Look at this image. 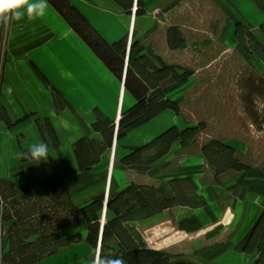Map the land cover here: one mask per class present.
Instances as JSON below:
<instances>
[{"label":"crops","instance_id":"obj_1","mask_svg":"<svg viewBox=\"0 0 264 264\" xmlns=\"http://www.w3.org/2000/svg\"><path fill=\"white\" fill-rule=\"evenodd\" d=\"M119 1L125 7L47 0L39 18L0 22V206L62 187L77 214L59 232L66 244L30 264L124 260L127 235L170 264H264V170L240 165L249 147L238 139L221 142L232 161L215 163L176 100L202 74L222 83L238 65L232 57L247 52L240 28L264 49V0ZM65 9L106 47H124L121 74ZM217 44L219 54L198 66ZM176 77L186 85L174 88ZM165 84L173 103L131 127ZM38 142L50 157L37 166L25 153ZM15 220L0 219V264L13 251Z\"/></svg>","mask_w":264,"mask_h":264},{"label":"rangeland","instance_id":"obj_2","mask_svg":"<svg viewBox=\"0 0 264 264\" xmlns=\"http://www.w3.org/2000/svg\"><path fill=\"white\" fill-rule=\"evenodd\" d=\"M124 1L127 2V0ZM65 10L66 14L76 21V25L84 32L87 40L104 56L110 66L121 74L124 66L122 58L124 47H106L84 24L71 15L72 12L69 9ZM210 23V21L207 22L208 27ZM240 34V42L247 52L242 51L238 53V56L232 57L238 61V65L224 69L222 83L219 79L217 82L212 81L206 72L202 74L204 76L198 82L194 81L192 84L186 85L188 79L182 84V78L176 77L175 80H172L171 85H178V88L186 85L184 87L186 90L185 99L179 97L176 100L188 118L201 127L205 139L212 147L208 152L215 163L221 165L232 161L233 157L228 152L223 160L219 157L221 145L231 144L232 139H238L249 147L248 155L241 156L244 159L240 158L239 161L242 163L240 165L244 167L257 166L260 170H264V128H262L264 124V49L256 39L247 35L246 31L241 30ZM195 39L197 37L190 36L189 41ZM211 40L213 41L212 45H215L214 38ZM218 50V44L216 48L208 47L207 52L200 54V61L197 65L201 67L205 62L213 59L216 54H219ZM195 55L198 54L189 53V59L187 58L189 63L191 60L197 59L198 56ZM225 58L227 57L225 56ZM203 71H199V73ZM154 77L156 79L158 76ZM147 79L152 80L151 76H147ZM155 79L153 78L152 83L155 82ZM158 79L160 78L158 77ZM169 85H163L160 93L153 94L150 98L147 108L150 113L165 104L173 103L174 97L173 100L167 98ZM233 146L237 148L236 144ZM39 194L42 198L41 201L35 199L30 203L24 200L22 205L9 204L8 202V207H5L4 211L0 206V219H16V227L13 229L15 241L12 244L13 251L4 258V264H30L46 256L42 254L47 251L56 250L66 244L67 241H62L59 238V232L77 217V214L68 206L66 191L61 189L55 193L39 192ZM5 209L9 211L6 212ZM27 238H29V242H24ZM128 239L130 240L129 248L130 246L139 248L143 245L138 236L129 238L127 235ZM259 244L264 249V238ZM138 252L146 253L144 250ZM132 256L137 257L134 259L136 264H170L165 255H152L151 258V255L143 254Z\"/></svg>","mask_w":264,"mask_h":264},{"label":"clouds","instance_id":"obj_3","mask_svg":"<svg viewBox=\"0 0 264 264\" xmlns=\"http://www.w3.org/2000/svg\"><path fill=\"white\" fill-rule=\"evenodd\" d=\"M47 0H0V22L7 23L10 20L20 21L36 19L44 15L47 9ZM25 156L35 161L34 165L41 162L47 163L49 148L44 142L33 143ZM99 264H125L121 258H102Z\"/></svg>","mask_w":264,"mask_h":264},{"label":"trees","instance_id":"obj_4","mask_svg":"<svg viewBox=\"0 0 264 264\" xmlns=\"http://www.w3.org/2000/svg\"><path fill=\"white\" fill-rule=\"evenodd\" d=\"M117 2L121 5V6H123V7H125V5L123 4V3H121V1H119V0H117ZM238 29H239V27H238ZM239 32H238V34H240L241 33V28L238 30ZM241 37V34L239 35V38ZM120 46H122V45H120ZM119 47V46H118ZM187 79H188V77L187 78H184V79H182V84L183 83H185L186 81H187ZM177 86V85H176ZM176 86L174 87V88H176ZM178 87V86H177ZM173 89V88H172ZM171 89V90H172ZM143 102V101H142ZM142 104V106H141V112L139 113V115H138V117L136 118V120H135V122L132 124V126L131 127H133V126H137V125H139V124H142V123H144V122H146V121H148L151 117H152V115H153V113L154 112H149V110L145 107V105L143 106V104H145L144 102L143 103H140V105ZM48 132H49V130H47ZM122 134H125V132L124 133H122ZM221 154H219V157L223 160L224 158H226V152H228L229 154L232 152H230V150H228V149H226V148H224V147H222V145H221ZM232 154V153H231ZM230 154V155H231ZM232 156V155H231ZM218 157V156H217ZM226 161H227V159H226ZM225 164V163H224ZM226 164H228V162H226ZM61 189H63L62 187L60 188V189H56V190H53L52 192L53 193H55V192H57V191H60ZM64 190H66V189H64ZM25 199L27 200V201H29L30 203H32V201L33 200H35V199H38V200H42V198L40 197V194H39V192H33V193H30V194H28V195H26L25 196ZM68 202V206L69 207H71L70 206V204H69V201H67ZM132 211H129L127 214L129 215L130 213H131ZM115 229H116V231L118 232V231H121V232H123V230H122V228H121V226H119V223H117L116 224V226H115ZM96 231V230H95ZM129 237V236H128ZM126 238V240L124 239V243L123 244H125V248L127 249V251L129 252V253H127V252H124L123 254H122V258L124 259V260H126L129 264H136L135 263V261H134V259L135 258H137L136 256L135 257H133L132 255H151L150 256V258L152 257V255H156V254H154V253H152L151 251H148V250H145V249H143L146 253H140V252H138V251H142V250H140V248H136V247H134V246H130V248L128 247V245H130V240L128 239L127 240V236L125 237ZM130 238V237H129ZM63 246V245H62ZM56 250H58V248L56 249ZM56 250H52V251H47V253H44V254H47L46 256H48L49 254H53V253H55L56 252ZM43 254V255H44ZM132 257H131V256ZM147 258H148V256H147ZM40 260V259H39ZM38 261V259L37 260H35V261H33V262H37ZM32 262V263H33Z\"/></svg>","mask_w":264,"mask_h":264}]
</instances>
